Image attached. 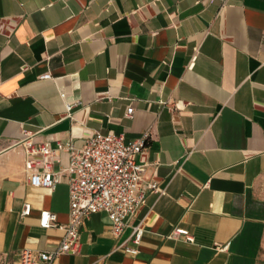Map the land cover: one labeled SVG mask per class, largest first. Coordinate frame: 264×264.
Listing matches in <instances>:
<instances>
[{
  "label": "crops",
  "instance_id": "crops-1",
  "mask_svg": "<svg viewBox=\"0 0 264 264\" xmlns=\"http://www.w3.org/2000/svg\"><path fill=\"white\" fill-rule=\"evenodd\" d=\"M96 131L147 132L139 188L162 193L120 237L87 217L53 264H264V0H0V264L57 246L41 211L69 220L68 154L53 190L32 187L24 132L80 149ZM136 225L138 253L116 250Z\"/></svg>",
  "mask_w": 264,
  "mask_h": 264
},
{
  "label": "built area",
  "instance_id": "built-area-1",
  "mask_svg": "<svg viewBox=\"0 0 264 264\" xmlns=\"http://www.w3.org/2000/svg\"><path fill=\"white\" fill-rule=\"evenodd\" d=\"M40 78L49 79L50 75L44 74ZM72 106L67 105L68 112ZM132 114L133 109L128 107L125 116L131 118ZM24 135L25 139L20 141L26 155L24 171L32 187L53 190L61 175L60 171L52 169L56 152L62 150L68 154L65 172L68 175L69 220L65 225H58L54 213L41 211L39 225L42 228L57 227L63 231V236L51 251L23 249L17 264H53L61 254H77L79 229L87 217L96 213H104L111 223V234L120 237L127 227V220L134 215L146 194L162 193L155 182L139 188L145 166L138 164L135 157L146 145L147 132L136 140L125 142L121 135L96 131L80 149L71 144H57L53 149L49 143H34L30 132H24ZM29 213L30 206L25 204L21 215L28 216ZM143 234L140 225L132 227L129 236L116 250L136 255ZM170 236H181L185 241L193 242V236L186 229L175 228Z\"/></svg>",
  "mask_w": 264,
  "mask_h": 264
}]
</instances>
